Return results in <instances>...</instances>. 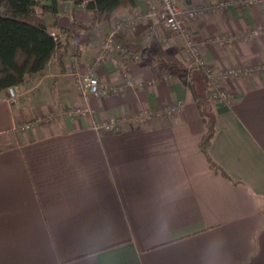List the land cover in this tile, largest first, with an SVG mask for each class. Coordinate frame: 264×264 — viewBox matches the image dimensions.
I'll list each match as a JSON object with an SVG mask.
<instances>
[{
	"label": "crops",
	"instance_id": "crops-1",
	"mask_svg": "<svg viewBox=\"0 0 264 264\" xmlns=\"http://www.w3.org/2000/svg\"><path fill=\"white\" fill-rule=\"evenodd\" d=\"M109 22L57 0V18L71 33L64 70L44 72L0 91V264H264V1L252 5L193 0L199 14L185 25L208 66L250 68L220 78L227 104L207 107L215 119L209 153L230 179L209 170L199 141L205 126L187 81L156 61L163 50L180 61L197 91L202 72L187 69L182 39L160 23V0H133ZM137 14L141 19L137 20ZM49 17V13L45 14ZM123 51L102 54L114 23ZM255 30L254 38L244 36ZM216 37L232 42L214 41ZM91 69L100 84L136 82L122 93L92 97V113L70 118L84 103L71 77ZM182 100V109L115 132L96 119L129 117ZM54 113L52 121L19 123Z\"/></svg>",
	"mask_w": 264,
	"mask_h": 264
},
{
	"label": "trees",
	"instance_id": "trees-1",
	"mask_svg": "<svg viewBox=\"0 0 264 264\" xmlns=\"http://www.w3.org/2000/svg\"><path fill=\"white\" fill-rule=\"evenodd\" d=\"M71 1L80 4L84 0ZM133 2L88 0L86 7L94 11V22L104 23ZM38 9L42 12L39 13ZM46 13H49V17L45 16ZM70 36L69 30L58 24L57 0H0V91L19 87L26 79L40 76L52 60L63 71ZM154 55L159 64L167 66L172 73L187 81L188 90L205 126L198 148L209 170L236 183L210 156L209 147L215 132L214 115L204 108L203 97L189 79L188 71L174 56L159 48ZM202 76L204 80L203 73Z\"/></svg>",
	"mask_w": 264,
	"mask_h": 264
},
{
	"label": "built area",
	"instance_id": "built-area-1",
	"mask_svg": "<svg viewBox=\"0 0 264 264\" xmlns=\"http://www.w3.org/2000/svg\"><path fill=\"white\" fill-rule=\"evenodd\" d=\"M264 0H229L221 1L218 3L219 7H224L228 4L241 3L252 5ZM88 0H84L81 4L86 6ZM200 12V8L193 4V0H160V8L157 11V16L161 25L168 30L171 34L179 36L184 44V50L187 56V69H197L204 74V80L206 84L207 96L209 99L217 103L227 104L230 102V96L227 91L222 87L220 83L221 76L223 77H237L241 75H247L253 69L250 68H225L221 71L215 72L212 70L202 53V46L206 42L197 43L194 41L191 33L188 31L185 21L187 19L195 18ZM136 19H141V15L137 14ZM135 19V20H136ZM135 20L129 19L120 21L112 25V30L107 34L103 40L102 54H106L112 48L123 51V46L116 42L114 39V33L116 30L126 27L130 28ZM258 34L257 31L252 30L247 33L244 38H254ZM226 41L231 43L232 38L216 37L214 41L222 42ZM264 70V65L260 68ZM71 77L75 81V87L79 95L82 97L84 103L74 107H68L63 111L67 117H86L91 115L92 108L89 105V100L92 97H101L109 93H122L130 88L135 87L136 82L126 72L121 74L120 81L115 84H109L102 86L91 69L84 71H73ZM9 94V100L15 103L17 94L14 87L7 88ZM184 102L178 100L170 104H166L156 109L142 108L137 113L129 117H110L106 119H96L93 122V128L96 131L115 132L120 129L123 122L130 120L135 124L141 125L148 123L152 120L163 118L165 116H173L177 114L183 107ZM54 118V113H47L38 115L33 122L19 123L14 127L15 131L22 132L31 128L33 123L45 122L48 123Z\"/></svg>",
	"mask_w": 264,
	"mask_h": 264
},
{
	"label": "rangeland",
	"instance_id": "rangeland-1",
	"mask_svg": "<svg viewBox=\"0 0 264 264\" xmlns=\"http://www.w3.org/2000/svg\"><path fill=\"white\" fill-rule=\"evenodd\" d=\"M37 11H38L39 13L42 12L40 9H38ZM219 71H221V70H219ZM201 77H203V76L201 75ZM204 86H205V88H204L202 91L199 90L198 93H199L200 95H202V97H203L204 108H205L206 110H209L207 106H208L211 102H214V101L208 98L207 93H206V92H207V90H206V84H205ZM15 92H16V90H15ZM16 94H17V93H16ZM63 111H64V110H63Z\"/></svg>",
	"mask_w": 264,
	"mask_h": 264
}]
</instances>
